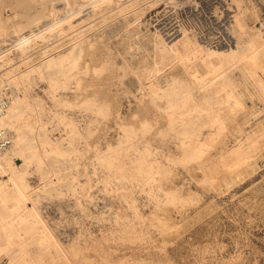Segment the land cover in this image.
I'll list each match as a JSON object with an SVG mask.
<instances>
[{"label": "rangeland", "instance_id": "obj_1", "mask_svg": "<svg viewBox=\"0 0 264 264\" xmlns=\"http://www.w3.org/2000/svg\"><path fill=\"white\" fill-rule=\"evenodd\" d=\"M79 9L60 31L56 19ZM236 14L264 41L262 0H0V98L12 116L0 126L13 135L2 152L29 195L20 223L14 200L0 202V264H264V91L253 65L215 89L202 52L173 61L161 51L183 34L229 46L207 36L236 39ZM190 140L198 155L182 150ZM239 145L249 157L235 174L225 163ZM7 179L0 169V190Z\"/></svg>", "mask_w": 264, "mask_h": 264}, {"label": "bare ground", "instance_id": "obj_2", "mask_svg": "<svg viewBox=\"0 0 264 264\" xmlns=\"http://www.w3.org/2000/svg\"><path fill=\"white\" fill-rule=\"evenodd\" d=\"M75 4H77V1H75ZM83 4L85 3H79V5H76L77 7L80 6H84ZM74 9H76V7H74ZM72 9V10H74ZM68 11L66 12L63 17L61 18H57L55 24L57 25L58 29L60 31H64L65 27L64 24L65 22L68 23L67 21H69V23L72 26V17L76 16V14H78L80 12L81 9L76 10V11ZM233 16V15H232ZM234 18V17H233ZM226 19V18H225ZM230 19V18H229ZM232 19V18H231ZM235 25H236V31H237V38H235V35H231L228 38H225V41H223L224 43L229 44V46L226 47H219V48H213V47H207L205 46L206 44L202 45V43H199L196 39L193 38V36H189L188 34H183V35H178L175 30V33L178 35V37L176 39H174L171 42H166L163 43L162 40H160L159 42H162L164 45V47L161 49V51L163 50L164 53L166 50L169 51L170 55V59L173 61H183V58L187 57L188 55H190L191 53L193 54H198V52H202V56L204 57L205 60H207L208 64L212 67L211 70L213 72V76L212 78H210V80L208 81L209 85H211L213 88L215 89H221L223 87H225V85L229 82L232 81L233 76L230 74L231 69L235 68V67H239L240 64L242 63H247L246 66L249 67L248 62L252 63L253 67L251 69L250 72V76L249 79H251L254 84L259 88L260 91H264V41L263 39H261V34L257 33V32H252L250 33V30L245 26L242 16L236 14L235 16ZM0 24H3V21H1V17H0ZM234 25V26H235ZM3 28V25H2ZM1 29V28H0ZM4 29V28H3ZM166 29V27H165ZM177 29V28H176ZM235 29V28H234ZM2 30V29H1ZM182 32V31H181ZM180 32V33H181ZM168 33V32H167ZM171 33V32H170ZM228 33V32H227ZM169 35V33H168ZM90 40V39H89ZM67 41V40H66ZM65 42V40H64ZM62 43V42H61ZM160 43V44H162ZM60 44V43H59ZM211 44V43H210ZM242 44L247 46V49L241 50L240 47H243ZM224 45V44H223ZM162 46V45H161ZM222 46V45H221ZM73 47V46H72ZM59 50V49H58ZM160 50V49H159ZM162 51V52H163ZM160 52V51H159ZM163 57L166 55L162 54ZM66 56V55H65ZM62 56V57H58L56 59H54L53 62H56V64H59V69H58V74L59 75H64L66 73L63 65L64 62L67 61L66 57ZM201 56V57H202ZM196 57V56H195ZM94 63V62H93ZM176 63V62H175ZM206 63V62H205ZM249 63V64H250ZM49 64V63H48ZM182 64V63H181ZM244 64V65H245ZM193 65V64H192ZM184 66V65H183ZM199 66V65H198ZM243 66V65H241ZM189 67V66H188ZM192 67V66H191ZM247 67V68H248ZM91 68V67H90ZM193 68V67H192ZM203 68V67H202ZM244 68V67H243ZM241 68V69H243ZM88 70V69H87ZM244 70H246L244 68ZM86 72V71H85ZM246 72L244 71V74ZM86 74V73H85ZM189 75H191L190 73H188ZM248 75V74H247ZM176 76V75H175ZM188 76V75H187ZM186 76V78H188ZM190 79L188 78V82H186V88H188L189 90V94L192 96V90L193 88H196L198 86L197 84V80L196 77H191L189 76ZM94 80V79H93ZM169 80V79H168ZM185 80V79H184ZM237 83V82H236ZM76 85V84H75ZM95 85V84H93ZM205 84H202L201 87H204ZM207 85V84H206ZM239 85V84H238ZM230 86V85H229ZM80 87V86H79ZM200 87V86H199ZM236 90V89H235ZM98 91V90H97ZM108 91V90H107ZM227 91V90H226ZM232 92V90H231ZM234 92V91H233ZM155 93V92H154ZM184 93V92H183ZM220 93V92H219ZM235 93V92H234ZM229 94V92H228ZM233 94V93H232ZM4 96H2L0 99H2ZM9 97V96H8ZM19 97V96H18ZM187 97V96H186ZM233 97V96H232ZM189 98V96H188ZM255 99V98H254ZM10 100V97H9ZM193 100V99H192ZM198 100V99H197ZM221 100V99H220ZM237 100V99H236ZM185 101V100H184ZM187 101V100H186ZM227 101V100H226ZM234 101V100H233ZM255 101V100H254ZM256 102V101H255ZM10 103L11 100L9 102V105L7 106V109L0 115V118L2 119H12V116L9 112H7L10 108ZM91 103V100L88 102ZM32 106V105H31ZM218 108V107H217ZM15 109V108H14ZM182 110V109H181ZM135 111V110H134ZM222 111V110H221ZM224 111V110H223ZM7 112V113H6ZM6 113V114H5ZM160 113V112H159ZM158 113V114H159ZM17 114V113H16ZM3 116V117H1ZM174 116V115H173ZM184 116V115H183ZM202 116V115H201ZM130 118V117H129ZM0 119V120H2ZM184 120L186 122H193L197 120V117L191 114H185ZM180 123V122H179ZM182 123V122H181ZM186 125V124H185ZM196 125V124H195ZM187 126V125H186ZM1 128H8L11 131V139L13 141V135H12V129L9 128L8 126H0ZM203 129V128H202ZM207 131V130H206ZM199 133V132H198ZM178 134V133H177ZM196 134L195 132H192V134L190 135H194ZM136 136V135H135ZM181 137V136H180ZM194 138V139H193ZM193 140H198V136L197 137H193ZM191 142H194V141ZM206 140V139H205ZM249 140V139H248ZM25 141V140H24ZM152 141V140H151ZM204 142V141H203ZM219 143V142H218ZM244 143V142H243ZM12 144V142H11ZM10 144V145H11ZM227 144V143H226ZM239 144V143H237ZM254 144V143H253ZM9 145V146H10ZM181 145V144H180ZM8 146V147H9ZM21 140L18 137V142L17 144L14 146V148L12 149L13 151L17 152V153H21ZM243 145H239L236 147L231 148V153L234 157V160H232V162H228L227 164L225 163V165L227 166L226 171L229 170H236L237 174V169L236 168H240L243 163L248 160L247 158L249 157L248 154L245 155L244 153V149L242 148ZM7 147V148H8ZM7 148H5L4 150H6ZM182 150L186 153L190 152V151H196L197 155L200 151V149H202L203 147L200 145H196V142L192 143L191 146H188L186 141L182 142ZM228 149V148H227ZM4 150H0V169H3V171L5 173H7L8 175V182H6V188L5 189H1L0 190V202L3 204H8L11 200H14V205L11 206V211L12 214L19 217V215H17V213L19 212V209L17 206L19 205H23V206H27V203L29 201V195L26 189V183L24 181L25 176L23 173H19L17 172V170L15 169V167L13 166L12 162L9 160L8 156L5 155V153H3L2 151ZM251 150V149H250ZM173 151V150H172ZM246 152V151H245ZM176 153V152H175ZM209 153V152H208ZM215 153V152H214ZM173 155V154H172ZM206 155V154H205ZM179 157V156H178ZM232 157V158H233ZM252 160V159H251ZM177 161V160H176ZM150 163V162H149ZM152 163V162H151ZM251 163V162H250ZM142 164V163H140ZM153 165V164H152ZM151 165V166H152ZM206 165L210 168H214L219 165H216L214 162H207ZM221 165V164H220ZM223 165V164H222ZM223 165V166H225ZM150 166V165H149ZM152 168V167H149ZM219 168V167H218ZM222 168V167H221ZM225 168V167H223ZM220 169V168H219ZM215 170V168L213 169ZM234 170V171H235ZM27 171V170H26ZM219 171V170H218ZM24 172V171H23ZM144 172V171H143ZM225 172V171H224ZM223 172V173H224ZM26 173V172H25ZM217 173V172H216ZM226 173V172H225ZM231 173V172H230ZM147 174V173H146ZM212 174V173H211ZM209 174V175H211ZM214 174V173H213ZM208 175V174H207ZM227 175V173H226ZM233 175H230V178H232ZM206 178V177H205ZM213 175L208 176L207 177V181H210V183H213ZM222 178V177H220ZM226 179V178H225ZM224 179V180H225ZM233 180V179H232ZM228 181V180H227ZM231 181V180H229ZM234 181V180H233ZM232 182V181H231ZM219 183V182H218ZM220 185V184H219ZM171 191V190H170ZM176 193V192H175ZM173 195H176V194ZM178 193V192H177ZM118 194V193H117ZM166 196V195H165ZM175 197V196H173ZM187 197V196H186ZM188 198V197H187ZM176 199L179 200V196H176ZM190 199V198H189ZM175 200V199H174ZM195 201V200H194ZM158 202V201H157ZM180 202V201H179ZM186 203V201H185ZM25 204V205H24ZM175 206V205H174ZM167 209V208H166ZM29 212L37 219V221H41L44 223L38 209L34 206L31 207L29 209ZM21 215V214H20ZM122 217V216H121ZM125 217V216H124ZM136 219V218H135ZM163 222V221H162ZM13 221L11 219H5V221L3 222L4 226H7V228L9 227L8 231L10 230L11 233H14V230L16 228L15 224H12ZM19 223H20V217H19ZM131 231V230H130ZM44 238H50L51 234L49 231L44 230ZM128 234V233H127ZM134 235V234H133ZM129 237V236H128ZM141 237V236H140ZM42 238V237H41ZM133 238V237H132ZM9 243H11V241H9Z\"/></svg>", "mask_w": 264, "mask_h": 264}, {"label": "built area", "instance_id": "obj_3", "mask_svg": "<svg viewBox=\"0 0 264 264\" xmlns=\"http://www.w3.org/2000/svg\"><path fill=\"white\" fill-rule=\"evenodd\" d=\"M264 3V0H262ZM209 39H211L212 44L215 43V45L222 44L223 41H225L223 34H216L214 36H207ZM206 39V37H205ZM9 97L4 96L2 99H0V115L7 109V106L9 105ZM12 142L11 139V131L8 128H1L0 129V150H4L7 148Z\"/></svg>", "mask_w": 264, "mask_h": 264}]
</instances>
